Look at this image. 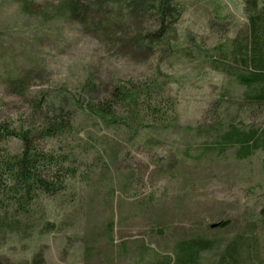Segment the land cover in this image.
I'll use <instances>...</instances> for the list:
<instances>
[{
  "label": "rangeland",
  "instance_id": "rangeland-1",
  "mask_svg": "<svg viewBox=\"0 0 264 264\" xmlns=\"http://www.w3.org/2000/svg\"><path fill=\"white\" fill-rule=\"evenodd\" d=\"M30 1L0 0V124L32 132L51 187L23 213L0 210V264H176L195 239L208 248L193 264H219L230 246L238 264H264V151L239 159L222 140L264 130V105L231 67L248 38L243 0H173L148 49L134 38L155 39L150 10L112 0L105 37L52 18L64 0ZM21 150L3 140L0 160Z\"/></svg>",
  "mask_w": 264,
  "mask_h": 264
},
{
  "label": "trees",
  "instance_id": "trees-1",
  "mask_svg": "<svg viewBox=\"0 0 264 264\" xmlns=\"http://www.w3.org/2000/svg\"><path fill=\"white\" fill-rule=\"evenodd\" d=\"M19 2L25 11L32 10L30 0H13ZM125 7L133 6V10L152 11L159 22V29L153 36L150 34H135V42L141 48H150L165 35L167 28L173 24L175 4L173 0H123ZM112 0H64L61 4L52 6V18L75 20L85 25L92 23L95 31L103 36H112L111 21L115 17ZM244 11L248 21V38L245 43L234 41L231 67L236 68L235 79L245 88L244 99L250 104L264 105V5L260 7L259 0H243ZM123 5H120L122 9ZM116 9V8H115ZM45 10V9H44ZM120 10V9H119ZM113 14V15H112ZM50 135L63 129L59 125H49ZM17 138L22 143V150L17 155L5 152L0 160V196L5 201L0 204V210H7L15 206L14 211L23 213L28 203L31 191L40 189L50 191V184L41 178L38 168L46 162L47 154L39 151L33 143L31 131L10 130L6 124H0V142L8 138ZM225 145H239L237 157L244 159L254 150L264 151V130L260 135L243 133L233 130L223 137ZM51 159V158H50ZM50 161V160H49ZM17 222H8L14 225ZM54 223H48L44 230L53 231ZM208 248L202 240H188L176 247V264H193L201 251ZM219 264H238L237 251L230 246L221 257Z\"/></svg>",
  "mask_w": 264,
  "mask_h": 264
}]
</instances>
